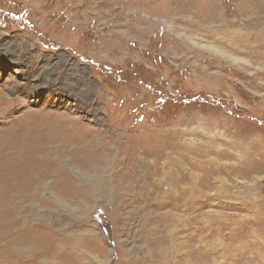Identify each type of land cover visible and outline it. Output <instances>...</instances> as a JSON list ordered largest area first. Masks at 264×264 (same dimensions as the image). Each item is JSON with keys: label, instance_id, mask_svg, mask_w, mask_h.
Listing matches in <instances>:
<instances>
[{"label": "rangeland", "instance_id": "obj_1", "mask_svg": "<svg viewBox=\"0 0 264 264\" xmlns=\"http://www.w3.org/2000/svg\"><path fill=\"white\" fill-rule=\"evenodd\" d=\"M239 3L190 0L179 6L174 0H153L148 5L141 0H0V95L24 103H5L9 107L6 119L25 109H42L43 114L72 120L69 131L78 129L88 139L94 135L112 148L115 138L136 141L155 131L160 132L159 142L170 141L168 136L173 134L171 142L177 141L179 147L198 148L214 139L219 142L214 147L225 154L220 155V163L228 169L218 173L222 190H211L205 205L190 214L171 211L166 201L159 209L153 206L154 211L139 213L125 198L118 202L104 193L66 194L73 184L81 188L84 180L96 179L73 163L84 154L70 153L74 150L70 144L63 153H50L47 163L35 162L42 165L40 170H49L51 177L30 202L17 210L11 206L19 222L31 223L30 236L39 244L24 239L5 248L1 239L0 264L23 263L33 252L41 255L34 264H53V258L59 264H264V158L256 157L250 176L235 165L240 153L245 154L243 144L257 141L264 148V80L255 77L264 73V62L235 67L188 39L216 45L208 37L209 29L229 23L243 34L260 27L263 14L258 17L256 5L254 12L241 13ZM210 10L219 12L221 19L207 22ZM178 43L198 50V56L176 50ZM201 71L211 76L206 77L207 85ZM36 84L40 88L34 93L23 91ZM14 133H0V155L24 154L16 151ZM225 141H237L239 146H224ZM48 144L46 149L51 151ZM200 154H196L198 160L214 161L220 153ZM60 157L75 164L72 174L52 172ZM77 169L86 176L81 179ZM212 178L217 179L216 174ZM117 202L123 207L118 211ZM170 211L186 217L208 215V234L200 241L196 236L191 245L185 239L187 231H166L165 223L159 225L155 216ZM199 248L206 253L204 260L192 252Z\"/></svg>", "mask_w": 264, "mask_h": 264}, {"label": "bare ground", "instance_id": "obj_2", "mask_svg": "<svg viewBox=\"0 0 264 264\" xmlns=\"http://www.w3.org/2000/svg\"><path fill=\"white\" fill-rule=\"evenodd\" d=\"M189 1L174 0V3L183 6L185 3L187 5ZM141 2L148 5L153 0H141ZM253 2H256V4ZM253 2L251 0H240L239 3L241 5V13L242 11L243 13L254 12V5H256L258 17L259 13L263 14L260 18L263 25L258 21L260 27H254L252 32L242 34L238 29H233L232 25L228 23L226 27L208 30V37L213 42H216V45L200 43L190 36L188 39L193 44L209 50L213 54L227 58L235 67L244 69L245 66L253 65L252 63L264 62V0ZM214 12V10L208 12L207 22L217 17L221 19L219 12ZM193 26L197 27L196 25ZM166 27L169 28V25H166ZM142 39V36H139V40L141 41ZM176 50H181L187 54L195 52L194 56H198L197 53L199 52L196 49L191 50L188 45H184L183 43L176 44ZM173 53L177 54L178 52ZM195 69L198 70L197 68ZM207 74L201 71V77L206 85L208 84L206 77H211ZM242 76L243 79L247 78L245 74H242ZM212 77L216 78V75ZM255 77L264 80V73H257ZM255 77H252V79L254 80ZM252 79L249 78V82ZM39 85H29L23 88V91L32 94L38 89ZM256 86L260 88L259 85ZM16 88L18 89L19 86H16ZM66 89L62 88L63 91ZM5 103L14 106L24 104L22 100H18L17 98L6 99L4 95H0V118L2 119L0 120V133L9 134L10 131L13 132L14 130L13 138L16 151L22 150L24 152V154L8 152L10 155L5 153L0 155V231L2 235V237L0 236V240L2 239L3 247L5 248L16 245L24 239L32 240L36 244H39L34 240L35 236H30L31 223L19 222L17 215H14V213H16L15 210L19 207L18 205H21L25 201L28 203L34 198V195L36 196V193L42 189L45 179L51 175L49 170H45V172L44 170H40L42 165L35 162L47 163L50 153L53 155L56 150H59V153L67 151L70 144H74V150L70 153H77V151L80 153L82 151V154H84V156L79 157L77 160H72L73 163L79 164L80 166L77 165V167H82L81 169L96 178L93 181L89 179L84 180L85 182L81 188L75 187L72 183V188L69 190V193H66L71 197L83 194L94 196L97 193L100 195L104 193L118 202L120 199L125 198L126 204L131 203L139 213L152 212L155 209L153 206L159 209L161 204L166 201L165 205H169V208L172 209L171 211H184L190 214V211L202 208L205 205L211 190L219 192L223 188V183L218 173L221 174L228 169L220 163V159L223 158L221 156H225V154L214 147L216 143H219L216 140L214 141V139L213 141H207L203 146L198 145V148L191 144L182 145L180 142L179 144L182 146L179 147L177 141L171 142V140H174L172 138L173 134L168 136V133H165L170 138V141L167 139L159 142L157 137H159L160 132L155 131L157 133L151 136L153 138L144 136L136 141L125 137V141L119 142L118 138H115L113 139L114 145L112 148L104 140H95L94 135L88 139L78 129H70L69 131L68 125L72 120H67L60 116L56 117L51 113L43 114L42 109H25L21 114L12 119H6L4 112L9 107L4 106L6 105ZM49 139H51L50 144L47 143ZM228 143L234 147L239 146L237 141H225L224 146H229ZM47 144L50 147L52 146L51 151H47ZM243 147L245 154L241 155L240 153L238 165H235L238 171H243V173L250 176L252 174L250 172L254 171L253 162H255L256 157L258 156L260 160L264 158V153L263 155L261 154L262 156L257 153L264 151V148L257 141L247 142V144H243ZM196 151L199 154H203V156H208L211 152L220 153V158L216 155L214 161L213 158L207 159V161H200L197 159ZM224 151L227 152L228 157L232 156L230 152ZM62 157H60L59 161L57 159L54 162L52 172L56 174L58 172L65 176L68 173L72 174L74 170L72 166L75 164L66 162L65 157ZM30 159L34 160V163H31ZM35 166H39V170ZM220 170L223 172H220ZM214 172L218 180L212 178V175H215ZM77 174L80 178L81 176H86L81 174V171L78 169ZM118 202L116 204V211L123 208ZM11 206L16 207V209L12 211ZM171 211L167 214L165 212H158L155 216V221L159 225L164 226L163 223H165L166 231L176 233L178 228L187 231L185 239L188 244H191L190 242L194 241L193 238L196 236H198L199 241L206 237L210 226L207 220L208 215L200 212L194 216L188 217L187 215L186 217V215L177 216L176 212ZM120 222L122 224V220ZM192 228L193 231H191ZM95 237L97 236L94 235ZM94 240L92 238L90 242L94 243ZM50 241L52 242L51 238ZM202 248L192 252L204 260L206 253L202 251ZM40 256L39 253L33 252L25 259L27 261L23 263L15 262L14 264H34ZM53 259V264H59L55 258Z\"/></svg>", "mask_w": 264, "mask_h": 264}]
</instances>
